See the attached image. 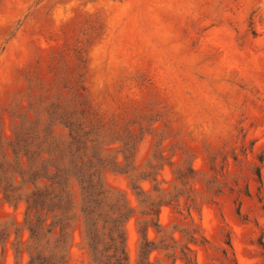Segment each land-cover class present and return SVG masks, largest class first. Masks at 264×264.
I'll return each instance as SVG.
<instances>
[{"label":"rangeland","instance_id":"374dc122","mask_svg":"<svg viewBox=\"0 0 264 264\" xmlns=\"http://www.w3.org/2000/svg\"><path fill=\"white\" fill-rule=\"evenodd\" d=\"M74 108L105 158L132 154L104 175L134 210L129 264L147 219L133 182L170 202L149 264H264V0H0V139L52 113L66 140ZM81 235L68 264H91ZM28 244L1 202L0 264H27Z\"/></svg>","mask_w":264,"mask_h":264},{"label":"trees","instance_id":"16d2710c","mask_svg":"<svg viewBox=\"0 0 264 264\" xmlns=\"http://www.w3.org/2000/svg\"><path fill=\"white\" fill-rule=\"evenodd\" d=\"M83 115L84 109L63 110L66 140L55 134L52 113L44 123L38 117L33 122L23 119L10 141L5 144L0 139V203L23 209L29 238L27 264H68L77 225L91 264H129L125 224L134 210L124 194L106 187L104 175L109 170L128 175L132 154L120 151L121 166L105 158ZM132 190L147 217L139 223L137 264H149L148 255L156 247L148 239V228L159 229L160 208L170 202L145 197L134 182ZM259 244L264 250V241ZM227 245L232 250L229 241ZM231 255L237 264L233 251Z\"/></svg>","mask_w":264,"mask_h":264}]
</instances>
